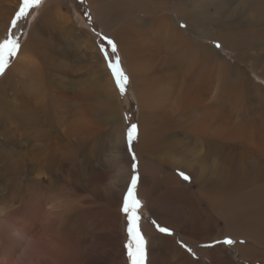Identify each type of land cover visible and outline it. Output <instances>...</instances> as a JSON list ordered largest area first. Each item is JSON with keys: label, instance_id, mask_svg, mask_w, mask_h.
Segmentation results:
<instances>
[{"label": "bare ground", "instance_id": "6f19581e", "mask_svg": "<svg viewBox=\"0 0 264 264\" xmlns=\"http://www.w3.org/2000/svg\"><path fill=\"white\" fill-rule=\"evenodd\" d=\"M10 2L0 0V38L18 4ZM66 2L46 1L0 80V131L13 133L19 155L7 167L14 173L23 165L29 178L26 208L19 207L27 209L20 226L26 264H129L119 207L132 155L148 210L140 228L149 242L146 264H264V103L249 99L250 82L226 79L228 64L202 40L223 43L224 1H71L90 9L95 28L120 46L138 109L130 154L119 95L94 41L62 12ZM72 58L91 61L85 81L64 78ZM99 74L103 80L90 78ZM247 112L258 122L238 116ZM178 169L194 188L171 172ZM6 170L0 166V180ZM55 185L56 203H36ZM6 189L0 183V199ZM5 213L11 224L16 211ZM225 238L243 243L205 246Z\"/></svg>", "mask_w": 264, "mask_h": 264}, {"label": "rangeland", "instance_id": "374dc122", "mask_svg": "<svg viewBox=\"0 0 264 264\" xmlns=\"http://www.w3.org/2000/svg\"><path fill=\"white\" fill-rule=\"evenodd\" d=\"M6 1H7L6 5L8 7H13V3L10 2L11 0H6ZM46 1L47 0H42V2L40 3L39 6L30 8L28 10L26 16L20 18L17 21L16 27L13 30V35H14V38L18 40L20 47H19V50H18L17 54L15 55V57L10 58L8 66L5 68L3 74H0V80L4 77L6 71L9 68H11L12 65L15 63V61L17 60V58L20 54V51L22 49V45H23L24 40H25V36H26L25 34L28 31L31 23L34 22V20H36L37 18H39L41 11H42V7L46 3ZM71 1L72 0H67L66 5L63 7L62 12L65 13V15H67L71 19V21L74 23L76 28H79L80 30H85L87 33V36H89L91 38V40L94 41V45H95L96 49L98 48L97 49V51L99 50L98 54H99L104 66L106 68L108 75L111 78V81L114 85L115 91L119 95V100L122 103V112H123L122 116L125 120V126H126L125 138L127 140L126 133H127L128 127H130L131 124L137 125V131H136V135H137V132H138V109H137V103L135 101V98L133 96L132 89H131V77H130V74L128 73V70L126 68L123 55H121L122 53H121L120 46L113 39V37H111V35L106 36L101 29L97 30L95 28L94 20H92L93 17L90 16L91 15L90 9H88L86 7H82L80 5H75V3L71 2ZM223 1H224V6H225L224 7L225 8L224 15H223V31L221 32V33H223L222 34L223 37L220 36V39L223 41V43L216 40L217 37L214 40H206V41H205V39H202V40L206 45H208L211 48H214L217 51L215 53L216 57L219 56L220 59H222V61H224L228 64L229 67H228V69H226L228 71V74H225L226 79L228 81H231V80L234 81L235 78H239V79H242L244 81L250 82L254 88V91L251 92L249 99H251L252 96H255L257 99H260L264 103V0H223ZM21 5H22V0H18V4L16 6L14 5L15 6L14 12L9 17L7 27L4 31V33L2 34L0 40L5 39L9 35V29L11 28V21L14 19L16 12L19 11V8L21 7ZM211 10H212V8L209 9V12H213V10L212 11ZM5 14L8 15L7 13H5ZM176 26L180 30L185 27L184 25L182 26L179 22H176ZM117 28L118 27H116L115 29H117ZM207 28L209 29V27H207ZM209 30L211 31L212 29H209ZM208 35H209V37H215L213 35H210L209 33H208ZM108 39H110L116 45V50H117L116 55H118L120 58V67L123 69L124 73L126 74V76L128 78L127 83L125 84V92L123 95H121L119 88L116 86L114 77H113L110 69L107 66L108 62L105 60L104 52L100 51L101 45H103L104 48L106 46L105 52H107L109 59L113 58V54L111 52V46L108 44ZM217 43L220 45V48L216 47ZM71 50H75V49L72 48ZM72 59H73L72 60L73 64L70 66L71 69L69 70V77L65 76L64 78H67V79L72 80V81H82V82L85 81V78H87V76L90 75L91 71L93 70L91 61L88 60L87 62L82 61L80 63H78V62L75 63V61H77L78 58H76V59L72 58ZM103 76L104 75L101 76L99 74V75H96V77H94V78L93 77H90V78H92L94 81H99V79L103 80V78H104ZM91 82H93V81H91ZM17 87H19V86H17ZM255 87L258 88V91H255ZM20 89H21V86H20ZM224 92H225V90H224ZM5 101L7 103H9L8 96H6ZM240 106L245 107L242 105H240ZM0 112H1V110H0ZM238 116H240L242 119H250V121L252 123L258 122L257 119H255L253 116H251L249 114V112H247L245 114L244 113H238ZM125 117H127V119ZM2 118L6 120L7 123H5V124L8 127L12 126V127H16V129H19L18 128L19 127L18 121L16 122L15 120H13V118H11V115H2ZM254 126H257V125L254 124ZM0 133H1L0 134V166L5 165V169H7L5 171V176L2 178V180H0V183H2V184L4 183L7 185L6 193L4 194L5 197L3 199H0V209L4 208L6 211L5 214H7V215H11V212H13V210L16 211V214H14V220L11 224H9L7 222V220H6L7 216L1 215V217H0V232H1L0 233V257H1V255L3 256L0 258V264H6V263L7 264H11V263H13V264H26V255H25L26 254V239H25V234H23L24 229L20 226L25 222V220H23V218L27 212L26 211L27 209L26 210H22V209H23V207L26 208L25 203H23V202L27 203L26 196L28 197V194H29L28 187H27V185H28L27 181L29 180V178L27 177V171L23 165H22L23 167L20 166V170L14 171V173H10L7 165L10 162V160H12L13 158H18L19 155L15 154L16 148L13 147V143H12V145L10 143L13 133L6 132V131H2V132L0 131ZM3 135H5V136H3ZM7 143H9V144H7ZM14 143H16V142H14ZM127 143H128V141H126V145H125L126 147L125 148L127 150V153L129 152V154H130L131 151L129 150L130 148L128 147ZM2 149H3V151H2ZM14 150H15V152H14ZM3 156H4V158H3ZM132 158H133V155H132ZM20 159H21V161H23L24 157H21ZM134 162L136 163L135 173L133 172L131 165L129 167V171L131 172V175H133V174L137 175V185H136L135 191H136L137 198L141 202V207L138 210V214L141 217V219L139 221V226L141 228L142 223H144L146 220H148V210L146 208L145 202L139 197V194H138V187L137 186L139 185V181H140V173L137 172V162L136 161H134ZM132 163H133V161H132ZM23 170H25V172H23ZM171 172L175 173L177 175L178 180L181 181L183 184L187 183L186 186L189 187L190 189L195 187V184L191 183L190 179L184 180L179 175L180 172L184 173L183 170L178 169L175 171L172 170ZM156 178H157V180H160V174H158V175L156 174ZM130 182H129V184H130ZM55 186H52L53 189L50 187L47 188L45 190V192L41 194L40 199L42 198V200H37L38 199V196H37L36 203H41V204L44 203L43 204L44 207H48L51 205V203L55 202L54 200L60 194V186H56V187ZM23 190H25V191H23ZM126 191H127V187H126V190L123 192V194ZM1 192L2 191H0V194H1ZM7 192H8V194H7ZM23 194H25V195H23ZM43 195H45V196H43ZM2 200L4 201L3 203H2ZM46 200H48V201H46ZM122 200H123V195H122ZM49 202H50V204H49ZM11 204L13 205V208L11 207ZM4 206H6V207H4ZM121 206H122V203L120 204V207H119V211L121 214L120 215V223H121V227H122L121 233L124 236V242L128 243L129 238H128V235L126 232V217H125V214L122 213V211H121ZM10 207L12 209H10ZM19 207H21L22 209L19 210ZM8 209L11 210V212H9ZM9 225H10V227H9ZM22 226H24V225H22ZM7 227H8V229H7ZM12 227H13V229H12ZM12 230L18 231V233L20 232V237H18V233L16 235L15 233L12 232ZM11 234L14 237H12ZM165 234H167V233H165ZM174 235H175V238H178L177 234H174ZM143 237H144V235H143ZM19 239H20V241H19ZM230 239H232L235 243L232 246H227L228 248H233L234 246H237L238 244L241 243V242H239L238 238H230ZM11 240H12L13 244L16 242L15 247L13 246L12 243H10ZM144 240H145V253H146L145 264H146L147 250H148L149 242H148V239L145 237H144ZM8 246H10L11 249ZM21 250H22V252H21ZM17 252H18V254H17ZM191 252L195 257L196 256L198 257V255H196V253L194 252L193 248L191 249ZM6 256H7V258H5L6 260H4V257H6ZM2 258H3V261L1 260ZM198 261L202 262V258L198 257ZM128 263H129V261H128Z\"/></svg>", "mask_w": 264, "mask_h": 264}, {"label": "snow or ice", "instance_id": "6c2138e0", "mask_svg": "<svg viewBox=\"0 0 264 264\" xmlns=\"http://www.w3.org/2000/svg\"><path fill=\"white\" fill-rule=\"evenodd\" d=\"M42 0H22V5L19 8V11L16 12L14 19L11 21V28L9 29V35L0 40V74H3L5 68L8 66L10 58H14L19 50V42L14 38L13 30L16 27L17 21L25 17L30 8L39 6ZM183 26V25H182ZM108 44L111 46V52L113 58L109 59L105 48L101 45L100 51L104 52L105 60L108 62L107 66L110 69L116 86L119 88L121 95L125 92V84L127 83V76L124 73L123 69L120 67V58L116 55V45L108 39ZM217 48H220V45L216 44ZM127 119V117H125ZM137 125L131 124L127 129V141L131 145L132 141L136 137ZM131 150V148L129 149ZM135 156L133 155V163L131 165L133 172L135 173L136 163ZM179 175L184 180H189L190 178L185 175L183 172H180ZM136 185H137V175L133 174L131 177V182L127 186V191L123 194L121 211L125 214L126 217V232L129 238V242L125 244L127 249V258L129 264H145V240L141 233L139 221L141 217L138 214V210L141 207V202L136 196ZM158 230L161 233H167L171 235V231L166 226L156 225ZM235 242L230 238H225L222 241H215L212 244L205 245L206 247H212L215 244H222L223 246H232ZM243 243V241H241Z\"/></svg>", "mask_w": 264, "mask_h": 264}]
</instances>
